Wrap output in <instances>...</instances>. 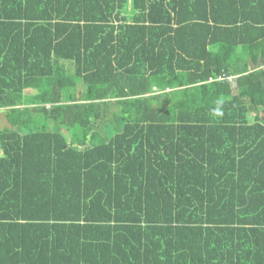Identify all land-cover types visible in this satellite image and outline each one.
Segmentation results:
<instances>
[{"label":"trees","instance_id":"16d2710c","mask_svg":"<svg viewBox=\"0 0 264 264\" xmlns=\"http://www.w3.org/2000/svg\"><path fill=\"white\" fill-rule=\"evenodd\" d=\"M0 110V264H264V0H0Z\"/></svg>","mask_w":264,"mask_h":264},{"label":"rangeland","instance_id":"374dc122","mask_svg":"<svg viewBox=\"0 0 264 264\" xmlns=\"http://www.w3.org/2000/svg\"><path fill=\"white\" fill-rule=\"evenodd\" d=\"M7 127H11V126L5 116V113L0 110V130L5 129Z\"/></svg>","mask_w":264,"mask_h":264},{"label":"clouds","instance_id":"9594fccd","mask_svg":"<svg viewBox=\"0 0 264 264\" xmlns=\"http://www.w3.org/2000/svg\"><path fill=\"white\" fill-rule=\"evenodd\" d=\"M222 115V113H220Z\"/></svg>","mask_w":264,"mask_h":264}]
</instances>
